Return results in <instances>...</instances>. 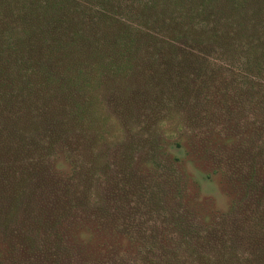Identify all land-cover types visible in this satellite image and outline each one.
Returning <instances> with one entry per match:
<instances>
[{
    "label": "trees",
    "instance_id": "obj_1",
    "mask_svg": "<svg viewBox=\"0 0 264 264\" xmlns=\"http://www.w3.org/2000/svg\"><path fill=\"white\" fill-rule=\"evenodd\" d=\"M4 2L0 13L15 6L10 24L22 27H8L0 14V264H113L96 251L101 239L74 222L76 204L61 189L74 133L95 108L91 93L100 85L125 89L115 99L136 107L152 94L170 104L174 121L205 108L206 116L240 115L235 106L247 103L259 118L264 0ZM134 94L140 101L129 100ZM162 198L166 206L159 199L157 210L189 238L178 244L172 234L155 236L161 253L151 264H182L179 250L197 254L192 240L209 249L216 229L202 236L175 193ZM225 240L236 241L231 233Z\"/></svg>",
    "mask_w": 264,
    "mask_h": 264
},
{
    "label": "rangeland",
    "instance_id": "obj_2",
    "mask_svg": "<svg viewBox=\"0 0 264 264\" xmlns=\"http://www.w3.org/2000/svg\"><path fill=\"white\" fill-rule=\"evenodd\" d=\"M4 5L0 0V11H6ZM13 9L0 14L9 18L8 27L21 28L10 24ZM103 87L91 93L95 108L74 133L73 166L60 173L69 171L61 189H68L76 204L74 222L101 239L95 247L106 263L151 264L154 253H161L155 236L172 234L186 244L187 230L174 228L168 214L157 210L159 199L165 208L162 196L169 191L192 212L190 223L203 230L202 236L216 229L209 249L192 240L197 254L179 250L185 264H264V109L259 107L258 118L254 104L247 103V109L237 104L240 115L218 118L206 116L205 108L197 118L174 121L170 104L152 94L136 107L115 99L125 89ZM139 96L129 100L140 101ZM87 199L93 207L85 209ZM117 230L123 241L115 237ZM228 233L236 239L233 247L225 240Z\"/></svg>",
    "mask_w": 264,
    "mask_h": 264
}]
</instances>
